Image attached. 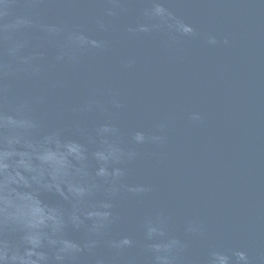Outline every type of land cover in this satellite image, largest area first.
<instances>
[{
  "label": "water",
  "instance_id": "1",
  "mask_svg": "<svg viewBox=\"0 0 264 264\" xmlns=\"http://www.w3.org/2000/svg\"><path fill=\"white\" fill-rule=\"evenodd\" d=\"M0 264H264V0H0Z\"/></svg>",
  "mask_w": 264,
  "mask_h": 264
}]
</instances>
